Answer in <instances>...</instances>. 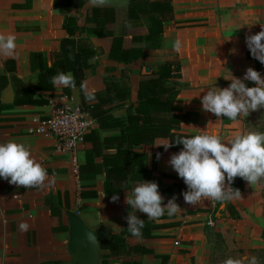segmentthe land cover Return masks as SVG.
<instances>
[{"label": "crops", "instance_id": "crops-1", "mask_svg": "<svg viewBox=\"0 0 264 264\" xmlns=\"http://www.w3.org/2000/svg\"><path fill=\"white\" fill-rule=\"evenodd\" d=\"M79 1L0 0V33L15 35L17 44L14 57L0 55V76L6 77L0 92L10 82L15 101L17 87L35 84L39 72L50 65L57 55L59 40L67 36L62 27L66 17L78 16V26H96V21L91 19L96 7L88 1L77 8L75 3ZM164 1H168L172 9L164 21L161 46L158 49L150 48L148 43L139 39L147 34V23L140 15L134 19L127 17L129 0H108L107 4L101 6L112 9L113 12L100 19V26H104L114 36L120 35L122 48H138L142 53L133 62L119 64L108 57L112 36L98 37L83 33L82 37L89 38L91 44L98 49V56L89 60L90 64L95 65V71L85 70L83 82L87 83L89 89L99 92L105 88V77H120L121 74L127 76L128 97L119 106L105 107L107 115L125 122L128 111L133 110L130 104L135 105L137 102L139 82L154 77L157 65L172 62L175 67L172 80L177 92L175 113L180 116V133L218 132L223 139L245 133L243 129L246 128L247 117H239L236 122L225 117L217 119L212 113L202 110L201 97L209 88L228 87L230 80L227 78L231 74L243 79L248 67L264 77V64L252 57L245 43L246 35L258 33L261 25H264V0ZM177 39L182 42L179 53L173 48ZM245 83L248 87L255 86L249 81ZM63 89L62 86H54L52 91L38 92L36 97L59 98L66 94ZM80 92L77 86L71 88L67 99L81 104ZM0 104L3 105L1 102ZM4 106L7 107L0 109V143L16 140L28 146L32 157L47 169L49 179L55 175V185L49 186L46 181L43 188H17L0 178V264H76L66 249V212H78L92 230L104 225L111 239L112 235L119 234L128 226L126 216L131 208L124 202L126 193L130 194L133 187L143 181L132 182L128 189L116 194L119 199L113 202V195H106L103 191L104 170L89 180L79 181L71 171V159L60 156L53 150L52 138L28 132L34 120L47 114L50 109L47 104L13 103ZM91 131H94L92 136L98 138L119 134L118 128L99 129L97 121L89 133ZM90 139L91 134L76 154L78 165L85 162V151L92 146ZM169 142L166 137H158L151 144L141 142L134 148L135 152L143 155L142 167L145 169H152V158L156 156L151 172L153 179L144 181H155L159 185L165 204L176 196L178 190L176 191L175 185L185 184L168 163L171 155L179 151L171 147L167 151L163 147H157ZM145 154L147 159H144ZM99 161L100 158H97L96 162ZM242 181L241 194L246 186V181ZM81 191L87 194L81 197ZM89 192L96 195H89ZM235 200L239 202L238 199ZM237 210L234 201L226 203L221 215L217 217L215 214L214 224L211 226L214 228L209 230L204 227L208 215L202 209L179 211L172 216L165 214L158 220H149L146 214L137 211L136 215L140 219L158 225V228L151 231L152 236L149 238L126 236V248L121 253L110 254L108 249L102 252L99 250L98 264L101 261L107 264H161L157 255L167 256V264H209L214 232L231 241L233 238L241 240L240 233L254 234L252 223L241 220ZM22 222L29 225L27 231L20 230ZM229 224L240 228L229 234ZM261 232L257 233L260 238L253 243H245V247L251 250L262 248L264 241ZM175 241L178 242L177 245L174 244ZM129 247L138 248L135 250ZM139 247L150 249L152 253L143 254ZM118 250V247L113 248V251ZM101 254H108V257H101Z\"/></svg>", "mask_w": 264, "mask_h": 264}, {"label": "trees", "instance_id": "trees-1", "mask_svg": "<svg viewBox=\"0 0 264 264\" xmlns=\"http://www.w3.org/2000/svg\"><path fill=\"white\" fill-rule=\"evenodd\" d=\"M89 0H80L75 3L77 8H81ZM171 4L168 1H150V0H129L127 17L129 19L137 18L139 15L147 23V34L139 37L140 40L149 44L150 48L158 49L161 46V37L164 30V21L166 16L171 13ZM113 12L112 9L96 7L93 9L91 19L96 21V26L89 28L78 26L76 21L78 16H68L63 22V29L67 36L59 40V51L55 55L53 62L46 66L38 74V79L32 86L17 87L15 89L14 105H44L48 103V98L44 96L36 97L38 92H48L54 89L51 78L58 71L72 72L76 78V86L80 89L81 107L98 123L99 129H119V134L104 138L93 137V132L84 135V142L88 140L91 134L92 146L85 151V162L78 165V180L85 181L95 177L104 170L103 191L106 195L121 194L131 186L132 182L152 180L151 172L154 169L156 156L152 158V169L148 170L142 167L143 155L134 151V148L142 144H151L158 137H166L170 142L178 136H192L196 134L180 133V116L176 115V89L172 80L175 71L174 63L165 62L157 65L156 75L152 78L141 80L138 84L137 102L130 104L133 110L128 111L125 122L118 118H112L107 115L105 109L109 106H119L129 95L128 77L121 74L120 77H105V88L102 91L94 92L95 101L87 103L84 92L80 84L84 79V71L90 69L95 71V65L90 64L89 60L98 56V49L94 47L89 38L82 37L83 33L98 37L112 36L113 41L108 54L109 59L119 64H127L140 58L141 50L138 48H122V37L114 36L104 26H100V19H104L106 14ZM6 77L0 76V89L3 87ZM65 95H70L71 88L63 89ZM7 106L0 104V109ZM96 132V131H95ZM144 137L143 139L140 137ZM139 137V138H138ZM182 145H174L173 150L180 151ZM100 158L99 162L96 159ZM144 159H147L145 154ZM178 179L175 176H170ZM176 191L182 184L175 185ZM234 189H243V181L236 177L231 185ZM87 193L81 191L79 195L84 197ZM89 195L95 196L96 193ZM68 207V202H67ZM52 212V211H51ZM60 219V214L57 215ZM158 228L146 221L142 229V237L152 236L151 231ZM127 227L119 234H114L111 239L100 240L99 250H110V254L121 253L126 248L125 237L130 236ZM261 238L264 241V229L261 232ZM118 247V251H113ZM137 249L138 247H129ZM141 253H152L150 249L139 247ZM129 252V251H128ZM109 254V256H110ZM252 256L258 258L260 264H264V246L260 249L251 250ZM101 257H108V254H101ZM161 264H167L168 257L160 255ZM100 264H107L101 261ZM136 264V263H132ZM139 264V263H137Z\"/></svg>", "mask_w": 264, "mask_h": 264}, {"label": "clouds", "instance_id": "clouds-1", "mask_svg": "<svg viewBox=\"0 0 264 264\" xmlns=\"http://www.w3.org/2000/svg\"><path fill=\"white\" fill-rule=\"evenodd\" d=\"M108 0H89L94 7H101ZM245 43L253 58L264 64V25L261 31L245 37ZM17 48L16 36L0 33V55L14 57ZM174 50L179 53L182 48L180 39L174 41ZM230 84L225 88H209L201 97L202 110L212 113L217 119L225 117L236 122L239 117H248L251 112L264 109V77L261 73L248 67L243 79L231 74ZM245 81L255 86H246ZM55 87L76 88V78L72 72L58 71L51 78ZM85 99H95L94 90L81 82ZM174 145H182L178 153L171 155L170 167L178 174L187 186L182 193L186 204L196 206L202 200H213L223 206L229 201L240 199L241 192L231 185L240 177L249 186L264 180V133L247 132L235 134L230 139H223L217 133L202 132L192 136H178L174 141L157 145L167 151ZM159 153L157 159H159ZM0 178L7 180L17 188H43L45 182L55 185V175L49 179L47 169L31 155L30 148L24 143L9 140L0 143ZM119 197L113 195V202ZM131 211L126 216L127 230L136 238L142 237L145 220L136 213L146 214L149 220H158L165 214H177L181 206L176 197L164 203L158 184L155 181L137 183L130 194L126 193L125 201ZM21 231H27L29 225L22 222ZM222 264H260L257 257H229Z\"/></svg>", "mask_w": 264, "mask_h": 264}, {"label": "built area", "instance_id": "built-area-1", "mask_svg": "<svg viewBox=\"0 0 264 264\" xmlns=\"http://www.w3.org/2000/svg\"><path fill=\"white\" fill-rule=\"evenodd\" d=\"M67 98V95L48 98L49 111L45 116L34 120L28 132L52 138L55 153L69 157L72 161L71 171L74 175H78L76 154L84 144V135L94 126L95 120L82 109L81 104L73 103ZM184 191H187L185 184L180 187L175 196L176 202L181 206L180 211L202 209L208 215L206 224L213 226L220 203L213 200H202L196 206H192L185 203L182 195ZM174 244L177 245L178 242L175 241Z\"/></svg>", "mask_w": 264, "mask_h": 264}, {"label": "rangeland", "instance_id": "rangeland-1", "mask_svg": "<svg viewBox=\"0 0 264 264\" xmlns=\"http://www.w3.org/2000/svg\"><path fill=\"white\" fill-rule=\"evenodd\" d=\"M246 128L244 132H261L264 133V109L253 111L247 117ZM237 206L241 220H246L252 223V229H255L254 234L251 233H240L241 240L223 239L219 233L214 232L213 247L211 248V254L209 258V264H222L224 260L229 257L240 258V257H253L251 249L245 247L249 243H253L258 237L257 233L264 229V180L261 182L249 186L246 182L245 191L241 194V198L232 200ZM232 201L227 202V204ZM239 217V216H238ZM237 225V223H235ZM204 227L209 230L214 227L208 226L206 220L204 221ZM239 226L229 224L227 232L237 231ZM213 237V236H212ZM247 243V244H245ZM239 244L241 247H239Z\"/></svg>", "mask_w": 264, "mask_h": 264}, {"label": "water", "instance_id": "water-1", "mask_svg": "<svg viewBox=\"0 0 264 264\" xmlns=\"http://www.w3.org/2000/svg\"><path fill=\"white\" fill-rule=\"evenodd\" d=\"M0 102L3 105L14 103V91L9 82L0 92ZM159 188V185H158ZM219 205L216 216L221 215V211L225 208ZM68 224V240L66 249L71 259L76 264H98L99 263V241L109 239L110 234L104 225L92 230L81 219V217L73 212H66Z\"/></svg>", "mask_w": 264, "mask_h": 264}]
</instances>
